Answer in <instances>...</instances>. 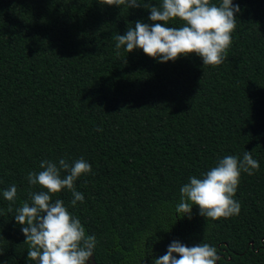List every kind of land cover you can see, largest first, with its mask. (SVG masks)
Listing matches in <instances>:
<instances>
[{
	"label": "trees",
	"instance_id": "trees-1",
	"mask_svg": "<svg viewBox=\"0 0 264 264\" xmlns=\"http://www.w3.org/2000/svg\"><path fill=\"white\" fill-rule=\"evenodd\" d=\"M138 2L0 0V264H33L14 219L42 190L27 173L81 157L92 168L75 182L84 202L71 206L67 189L52 201L95 236L86 264H152L172 241L214 246L217 264H264V0H232L240 12L216 67L195 54L161 63L117 50L115 36L138 20L151 24L143 5L162 0ZM244 151L260 167L241 173L239 214L206 220L193 206L191 219L179 218L188 178ZM13 184L9 213L3 191Z\"/></svg>",
	"mask_w": 264,
	"mask_h": 264
},
{
	"label": "clouds",
	"instance_id": "clouds-1",
	"mask_svg": "<svg viewBox=\"0 0 264 264\" xmlns=\"http://www.w3.org/2000/svg\"><path fill=\"white\" fill-rule=\"evenodd\" d=\"M97 3L128 9L141 7L138 0H97ZM143 7L150 12L148 20L152 23L138 20L124 35L117 34V50L122 46L128 53L141 49L161 63L174 62L190 54L200 57L205 66L216 67L224 62L236 28L234 13L240 12L239 5H234L232 0H222L219 5L211 0H162L159 6L145 3ZM177 19L182 26H167ZM39 167L41 171H29L26 179L42 190L30 192V202H23L14 215L25 237L24 243L29 245L27 259L33 264H86L94 255L96 238L86 235L79 219L67 210L61 199L53 202L52 196L67 189L72 194L71 206L83 203L84 196L76 190L75 182L81 175L92 172L91 165L81 157L71 163L64 158L58 163L45 160ZM259 167L251 151H244L242 158L227 155L218 159L200 178L191 176L181 186L175 213L179 218L191 219L192 207L197 206L199 215L206 220L238 215L240 204L234 196L241 173L251 176ZM16 197L15 184L3 191L4 200L9 202V213L13 212ZM218 260L217 249L208 243L189 247L172 241L166 253L153 258L152 264H217Z\"/></svg>",
	"mask_w": 264,
	"mask_h": 264
},
{
	"label": "water",
	"instance_id": "water-1",
	"mask_svg": "<svg viewBox=\"0 0 264 264\" xmlns=\"http://www.w3.org/2000/svg\"><path fill=\"white\" fill-rule=\"evenodd\" d=\"M92 264H96L95 262H93Z\"/></svg>",
	"mask_w": 264,
	"mask_h": 264
}]
</instances>
